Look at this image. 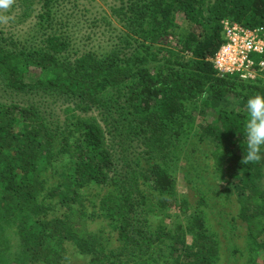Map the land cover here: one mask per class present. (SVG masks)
<instances>
[{
    "label": "trees",
    "instance_id": "trees-1",
    "mask_svg": "<svg viewBox=\"0 0 264 264\" xmlns=\"http://www.w3.org/2000/svg\"><path fill=\"white\" fill-rule=\"evenodd\" d=\"M118 1L119 26L89 21L119 30L104 53L74 45L59 0L20 1L18 23L32 17L38 40L0 29V264H220L224 229L201 209L210 212L208 191L192 203L175 189L177 159L191 160L195 144L210 145L221 180L213 192L247 223V256L233 246V264H264V160L242 163L246 102L264 94V69L242 78L211 61L224 21L264 36V0ZM88 111L98 114L79 115ZM118 157L137 163L132 187L114 179ZM201 169L193 161L182 173L189 182ZM97 218L117 233L115 249L90 230Z\"/></svg>",
    "mask_w": 264,
    "mask_h": 264
},
{
    "label": "rangeland",
    "instance_id": "rangeland-1",
    "mask_svg": "<svg viewBox=\"0 0 264 264\" xmlns=\"http://www.w3.org/2000/svg\"><path fill=\"white\" fill-rule=\"evenodd\" d=\"M21 0H12V3L8 8H0V29L2 32H4L5 37H17L22 39H28L32 35H34V39L38 40V33L34 30L30 31L29 22H32L33 20L28 19L24 20L21 23H18L22 19L19 18V16L23 13V8L21 7ZM60 1V13L56 17L58 21H61L64 23L66 20L67 23H65V31L66 33L70 34L71 41L74 43V45L79 46L81 49L88 51L89 47L98 48V52H106L110 45V40L106 41L103 40L104 38L107 39L108 36L116 37L117 33H119V30L113 31L112 33L109 32L111 25L119 26L118 20L116 17L112 15V8L117 7L119 4L118 0H59ZM36 5L34 4L33 8L35 9ZM88 12H87V11ZM87 12V13H86ZM105 16L107 17L108 21L111 23V25L105 24V21H98L94 26H90V19L93 17L96 19H99L100 17ZM19 18V19H18ZM74 25H79V28ZM84 26V27H83ZM10 31V32H8ZM85 32V33H84ZM89 32H93L94 36L91 37L90 40H88L85 44V46H82L81 36L89 34ZM124 33V32H123ZM109 39V38H108ZM121 45V43L119 44ZM12 99V97H11ZM9 101V99H7ZM10 102V101H9ZM59 104L56 103L55 106H58ZM55 110V116L58 118V120L63 119L66 117V113L64 114L62 112V107H54L52 108ZM50 109V110H52ZM49 110V111H50ZM45 114V111H42ZM48 114V112H47ZM50 114V113H49ZM97 111H88L84 113H80V116H87V115H97ZM54 119V116L51 117V120ZM110 135L106 136L107 140L110 141ZM115 141V142H114ZM114 141L110 142V145L119 150V146L117 144L116 139ZM210 145L207 144H195L194 145V153L191 154V160L186 159L183 156H180L177 159V168L176 169V191L178 192L179 196H183L187 198L189 201L194 203L196 199H198L200 195V191H205L207 195L205 196L207 203L211 206L210 212L207 211L205 208H201L204 210L206 214V218L208 219V224L210 227L215 230V227L218 225L219 227L223 228L224 230H221L223 233L217 230L218 235L219 232L220 240H221V249L223 250L220 264H233L236 256H239V254L236 252L235 255L231 254L234 249L232 248L235 246V250L241 254L244 253V257L247 256L245 250H246V240L244 238V235L246 233L247 223L246 221L239 219L236 215L237 211L234 207V202L231 203V208L225 207V203H223L222 198L218 197V194L214 191H217L218 185H220L221 180L216 177L217 176V165L210 153ZM112 148V150H113ZM145 149V145L142 142H139L137 145V151L140 152L143 149ZM189 146L187 145L185 147V150H187ZM190 150V149H189ZM188 150V151H189ZM187 151V152H188ZM174 153V152H173ZM159 155V154H158ZM162 155V152L160 156ZM119 156V155H118ZM147 156V155H146ZM140 156V167L144 166L147 162V160L150 159L149 156ZM155 158V157H152ZM158 158V157H156ZM155 158V159H156ZM161 157H159L160 159ZM129 160V158H127ZM193 161L196 164V167L198 169H201L203 166H207L208 168L204 170L201 169L204 177L199 178L196 177V180H191L188 182L186 178L183 176L182 171H187L191 168ZM131 164V165H128ZM134 165H137V163H130L126 160H122V158L118 157L115 161V172L113 175L114 179H118L119 181L128 184L130 187L131 183H129L126 179H129L133 182V174L135 173L133 171ZM139 167V168H140ZM138 168V169H139ZM189 176V175H188ZM202 176V175H201ZM139 180H136V183L140 184L142 188H144L141 183L143 182V179L138 177ZM105 188L103 189V191ZM102 193V192H100ZM92 194V193H91ZM214 195V196H213ZM226 211H229V215H227ZM236 215V216H235ZM77 216V213L75 212L73 214V218ZM237 217L235 220L231 217ZM153 223L155 225L158 223V219L154 218ZM234 225V229H230V225ZM90 230L93 232H96V236L102 239L104 243V249L105 251L109 249H115L117 245H119V241L116 239L117 233H109L110 231L103 229V224L101 223V219L97 218L95 221H92L89 223ZM102 228V230L99 231V229ZM116 234V235H115ZM95 236V238H96ZM73 250H70L72 252ZM75 252L73 251V254ZM234 256V258H232ZM76 257V255H75ZM88 257V256H87ZM78 260L75 261V264H79V262L82 261V257L78 256ZM71 264V263H70Z\"/></svg>",
    "mask_w": 264,
    "mask_h": 264
},
{
    "label": "built area",
    "instance_id": "built-area-1",
    "mask_svg": "<svg viewBox=\"0 0 264 264\" xmlns=\"http://www.w3.org/2000/svg\"><path fill=\"white\" fill-rule=\"evenodd\" d=\"M224 42L211 58L219 74L237 72L242 78L255 76L254 67L264 69V58L255 63V56L264 55V36L261 29H249L237 23H222Z\"/></svg>",
    "mask_w": 264,
    "mask_h": 264
},
{
    "label": "clouds",
    "instance_id": "clouds-1",
    "mask_svg": "<svg viewBox=\"0 0 264 264\" xmlns=\"http://www.w3.org/2000/svg\"><path fill=\"white\" fill-rule=\"evenodd\" d=\"M11 3L12 0H0V8L6 9ZM246 111L249 118L245 125L246 150L242 163H259L264 160V94L250 96Z\"/></svg>",
    "mask_w": 264,
    "mask_h": 264
}]
</instances>
